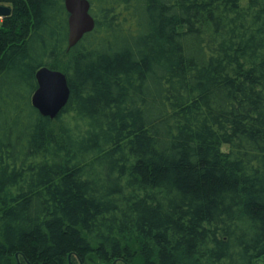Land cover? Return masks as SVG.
<instances>
[{
    "label": "trees",
    "instance_id": "obj_1",
    "mask_svg": "<svg viewBox=\"0 0 264 264\" xmlns=\"http://www.w3.org/2000/svg\"><path fill=\"white\" fill-rule=\"evenodd\" d=\"M88 1L0 0V264H264V0Z\"/></svg>",
    "mask_w": 264,
    "mask_h": 264
},
{
    "label": "water",
    "instance_id": "obj_2",
    "mask_svg": "<svg viewBox=\"0 0 264 264\" xmlns=\"http://www.w3.org/2000/svg\"><path fill=\"white\" fill-rule=\"evenodd\" d=\"M64 6L68 13L67 49H69L93 30L95 20L89 12L88 0H64ZM9 13L10 8L0 4V16ZM35 78L37 87L31 96L32 105L41 115L53 119L69 99L70 89L66 75L61 70L42 66L36 71Z\"/></svg>",
    "mask_w": 264,
    "mask_h": 264
},
{
    "label": "rangeland",
    "instance_id": "obj_3",
    "mask_svg": "<svg viewBox=\"0 0 264 264\" xmlns=\"http://www.w3.org/2000/svg\"><path fill=\"white\" fill-rule=\"evenodd\" d=\"M262 260H263V259H259V260H257V261L255 262V264H262Z\"/></svg>",
    "mask_w": 264,
    "mask_h": 264
}]
</instances>
